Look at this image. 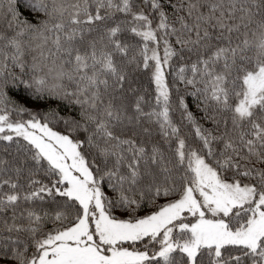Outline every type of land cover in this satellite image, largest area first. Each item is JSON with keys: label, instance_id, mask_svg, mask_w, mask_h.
<instances>
[{"label": "snow or ice", "instance_id": "1", "mask_svg": "<svg viewBox=\"0 0 264 264\" xmlns=\"http://www.w3.org/2000/svg\"><path fill=\"white\" fill-rule=\"evenodd\" d=\"M0 264H264V0H0Z\"/></svg>", "mask_w": 264, "mask_h": 264}]
</instances>
